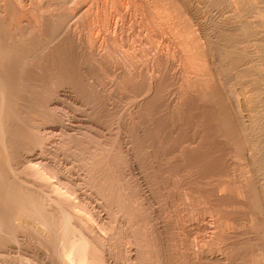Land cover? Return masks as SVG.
Segmentation results:
<instances>
[{
    "label": "bare ground",
    "instance_id": "6f19581e",
    "mask_svg": "<svg viewBox=\"0 0 264 264\" xmlns=\"http://www.w3.org/2000/svg\"><path fill=\"white\" fill-rule=\"evenodd\" d=\"M38 1H40V3L42 2L40 5L38 4L40 7H35L36 5H34L35 8L34 7H32V8H34L35 10H38L39 12H37V11L35 12L33 10V12L36 14L31 15V8H30L31 6H29V5L32 2V0H0V264H8V261L9 260L11 261L13 256L17 257L23 264H205V263H207V261L209 259H210L209 261H211V259L213 261L214 260L220 261L221 260V256H220L221 249L220 248L223 246L218 248L219 246L217 247L215 244L217 243V241H219L220 233H224L222 231H223V227H225V226H223V225L221 226V224H223L221 220H220L221 224H219L218 222H215L214 225H212L213 222L211 224H207L206 221H208V220H206V218H207V215L210 213L207 214L205 209L204 210L201 209L203 211H198V212H196V215H193L192 213H195V212L192 211L194 208H192L193 205L191 206V203L189 200V196L191 193H189L188 191H183L184 193L186 192L183 196L184 197L183 201H185L184 206H186L185 207L186 211H184V208H183L182 212L184 211L185 213L183 212L184 214L182 216L180 215V218L177 217V219L175 220L174 218L176 216L175 217L171 216V214H173L172 212H176V211L170 210L171 207L170 206L168 207V205H167V208L169 210V213L167 212V215H168L167 217L165 216V218H162L161 216L163 214L158 215L159 211L157 209H156L157 210L156 214L159 217H161V219H159L158 216L155 217L154 216L155 212H152V211H154L152 209H155V206H154L155 204L152 202L153 196L152 197L150 196L151 193L150 194L145 193L144 192L145 190L143 191V189H142L143 186L140 188V186L142 184L141 183L142 180L140 182L138 175L135 171V170H137L135 167L136 166L135 165V158H134L135 156H133V154H131L132 151L130 152V150L128 149V146H125V147L123 146V144L124 145L126 144L125 142L129 143L130 138L128 136H126V134H124L123 132L121 133V130L116 129L117 131H119L118 136L116 135V137H117L116 142H118L117 148L120 151V154L122 155V157L124 158V163L126 165L128 164L127 165L128 168L126 167L127 170H125L124 172L123 171L121 172L119 167H118V158H116L115 156L112 155L113 149L115 150V148L112 147L115 144L114 141H111L114 143V144L112 143L113 145H111V142H110L111 139H109L110 144L108 141H106L104 139H103L104 141L99 140L100 138L99 139L97 138V140H95L96 138L92 139L90 136H88L91 133L88 135H87V133H89V132L84 133L82 128H85V127H83L84 125L82 126L79 123L78 124L81 125L82 128L77 124L79 126V129H78L76 123L75 124L73 123L74 122L72 120L73 117L72 118L70 117L71 114H68L69 112L65 113V111H59V107H61L62 104L58 101H51L53 99V98H51V95L47 98L48 100L46 99L47 103L45 105H46L47 111L45 113L37 112L38 109L35 110L36 107L34 108V110H32V109L30 110L29 109L30 107H27L28 110L26 113L25 109L24 110H23V108L20 109V106H21L20 104H22V102L24 101V100L22 101L23 98L20 99L21 97L19 95H18L19 97H16V95L21 93V92H26V91H31V93H32V91L37 89L36 87L35 88H33L31 86L28 87L29 84L32 85L31 79H35V78L34 77L31 78V76H30V78H31L30 79L28 77L30 82H28V80H27V82H28V85H27V82L24 80V79H27L26 77L23 76L21 78V76H18V77L15 76L16 64H14L13 62L16 61L19 64L20 63L22 64L26 60H30V59H27V57L29 56V51L31 50V48H29V46H30V44L34 38L32 40H30L29 37L33 32H35V31L37 32V37L41 38L40 40L45 39V40H42L43 42L41 41V45H43V48H42V46H39V49L40 50L43 49V52H44L45 51L44 50V48H45L44 44L45 43H47V42L50 43V40H52V39H54V40H52L54 43L59 41V39L57 38L58 39L57 40L56 37L52 38L54 35L57 34L56 32L59 31L60 33H62V31H64V30H61L62 28H65V29L70 28V29H72V32L76 33V36H77V37L76 36H73V37L70 36V37L72 39H74V37H76L78 40H80L82 42L81 44H85L84 45L85 51H83L84 49H82L83 52L87 51V47L91 50L93 49L92 52L98 50L99 54H97V55L102 54V59H103V57H105V59L106 58L109 59V56L106 57L105 55H103V53L105 52L104 50H106V52H108V53H111V51H112L111 50L112 48L110 49L111 43H113L112 44L113 46H111V47H115L116 45H118V46H116V48L118 49V47H119L120 58L123 61V62L121 61L123 67L122 68L116 67V70H118V69L123 70L124 69V71H129L130 69L133 68L132 65L134 64V60L137 61V58H139L140 56L143 57L144 49L141 48L143 50V51L141 50V53L143 52L142 54L139 52L133 53V51H134L133 49H132L133 50L132 52L129 51V48H132L135 45L134 44L133 46L130 45V46H127L126 49L123 50V48H122V50H121L120 48L122 46L125 47L126 44L128 45L129 41H128V43L125 41L126 42L125 45L123 44L124 40L123 41L121 40V42L119 43L120 37L118 40V36L115 34L111 35L110 31L111 32L114 31V32H118V33H121L122 31L124 32V29L127 25V20H128L127 17L128 18L131 17V19L133 18L132 21H135V23H137L138 25L143 26L155 38H158L160 36L159 39L161 38L163 41L162 47L159 46L158 49H160L161 52L164 50V54L157 53L155 50L154 54H156L157 56L154 55L153 57L151 56L152 58L150 57L151 58L150 61H152V67L150 66L151 69L148 71V73L150 72L148 74V76L151 77V75H152L153 79L155 78L154 80H156L158 78L157 76L159 74H161L160 73V67L164 66L168 63V62L166 63V60H168V59H166L165 57H167V58L170 57L172 59L177 57V60H178L177 66L176 65H173V66L176 67V70L178 71L177 74L180 75L178 80L181 78L182 85L184 86L183 87L184 91H186L185 89H187V91H188V89L190 90L193 88V92L198 91V93H199V90H200V92H202L203 91L202 88L203 89L205 88V91H206L207 90L206 88L209 86V84H212L215 81H217V80L214 81V78H213V76L215 77V75H216V73H215L216 72V70H215L216 66L214 68L215 62L219 61V63H220V62H222L221 59H223L225 61L229 60L227 62L224 61L221 64L223 66H224V63H226V65L230 64L229 66L231 67L230 73L228 74L229 80L227 81L229 83V87H228V85H227V87L229 88V91L231 94L228 93L229 91H227L226 93L230 94L228 96H230L231 99L233 98V100H230V101L232 103L234 101L233 105H232V103H230L231 104L230 107L232 108L234 106V104H235V107H237V108L233 107L237 111V112L235 111V117H236V115L238 116L237 117L238 120H237V118H235V119H236V121L240 120L239 122L242 124V126H241V129L240 128L239 129L242 130V132L241 131L240 132L246 136V141H247V137H249L250 135H251L250 137L254 136V135H252V134H254L253 132L256 133V131H254V130H256L255 126H257V124H259V123L261 124V121H263V123H264V21L259 24V28H258L256 23H254V20H253L254 18H257V17H255L256 13L259 15H263V17H264V6H263L264 0L262 2L263 4H260L259 6L257 4H255V3H257V2H255L256 0H211L212 3H210V0H89V2L86 0L88 2L86 5L83 3V2H85L83 0H71L70 4L68 2V4H69L68 5V14H66L67 11L63 13L62 9H64L65 7L61 8V6H60L61 1H60V3H59V1H56L59 4V7L61 8V9L59 7H58L59 9L56 8V9H58L57 11H54V10H56L54 8L58 4H54L55 6H53V8H51L52 5L48 1L46 2L47 4L49 3L51 5L50 9H52V10L54 9L52 11L49 9V7L46 6L47 4L44 7L43 2L45 0H38ZM65 3H66V0H65ZM206 3H208L209 5L211 4L212 8H210V7L209 8L214 11L215 17L222 14V11H223L222 6H225L226 8H224V9L227 10V15H228V12L230 15L229 21H231L235 30H238V35L237 34L233 35L232 33H230V34L218 33L217 37H216L218 41H215L216 38H215V40L213 39L215 37V34H213L214 36H212L213 37L212 38L210 36L211 34H209L210 30L208 31L209 24H211L212 22L214 23L213 19L215 18V17L212 18V13H213L212 10H210L209 12H206L205 10H203L202 14H199V10H202L203 7H205L206 9L209 10V8H207L208 4L206 6L202 7V5L203 4L205 5ZM49 4H48V6H49ZM52 4H53V2H52ZM42 5L44 8L47 7L49 11L47 10L48 11L47 12L46 9H43ZM93 7H95L94 10H92ZM36 8H39V9H36ZM111 8L114 9V12L115 11L117 12L118 10L121 11V13H119V15H117V16H119V18H121V19H119L120 21H118V19L114 18L115 16L114 17L112 16V13L114 14V12L111 11ZM199 8H201V9H199ZM61 10H62V12H61ZM127 12H129L131 15ZM200 13H201V11H200ZM82 14L86 15V16H84L85 18L87 17L86 25H85L86 29H85V27H83L85 23L82 24L81 26L78 25V27H77V24L79 22H82L81 21L82 20L81 16H83ZM263 17H262V19H263ZM251 18H253V19H251ZM258 18H259V16H258ZM50 19L53 20V22H54V23L52 22L53 24L50 23L52 25L51 28L48 26V23L51 21ZM8 20H14L15 21V23L13 22L14 23L13 27L10 26V24H12V22H10L9 26H7V23H9ZM48 20H50V21H48ZM217 22H221V21L219 20ZM54 24H55V28L52 29ZM222 25L220 24V26H222ZM97 26H99L98 28L105 30V32L108 31V35L106 36L104 34V37H102L103 35L101 37H99L100 36V34H99V36L97 37L98 34L95 32V30H100L97 28ZM217 26H219V24H217ZM223 27H224V25L222 26V28ZM47 28L50 31L52 29V31L51 32L49 30L47 31ZM68 29H67V31L69 32ZM46 31L48 32V35L46 34L47 33ZM147 31H146V33H147ZM49 32H50V35L53 33V36L50 37ZM59 32H58V36L60 37ZM97 32H99V31H97ZM29 33H31V34L27 38H25V35H27ZM118 33H116V34H118ZM65 34H67V33H65ZM150 34H149L148 38H150ZM72 35H73V33H72ZM12 36H14L13 37L14 39L11 38ZM18 36H20V37H18ZM31 36H33V35H31ZM6 37L9 40L8 39L6 40ZM61 37H62V35H61ZM47 38H48V40L49 39L50 40L47 41ZM145 38H147V37H145ZM55 40H57V41L55 42ZM45 41H47V42H45ZM52 41H51L50 45L51 44L55 45ZM146 41H148V40H146ZM35 42L37 43V41H35ZM36 43H34V44H36ZM57 43H58V45H61V43L60 44H59V42H57ZM240 43H242L243 45H241ZM38 44H39V42H38ZM72 44H74V43L72 42ZM121 44H123V45H121ZM141 44H143V43H141ZM238 44H240L241 46H244V47H242L244 52H243V50L241 52V50L238 49L239 48ZM58 45H55V46H58ZM120 45H121V47H120ZM37 46L38 45H36V47H35L36 49H38ZM81 46H83V45H81ZM35 48L33 47V49H34L33 52H36ZM116 48H115V50H116ZM143 48H144V45H143ZM155 48L157 49V45L153 49H155ZM109 49L111 50L110 52H109ZM32 50L30 52H32ZM49 50H51L50 52L52 53L53 49L51 48ZM138 50L139 49H137V51ZM47 52L49 53V51H47ZM108 53H106V54H108ZM114 53H116V51ZM44 54H43V56H44ZM83 54H85V53H83ZM97 55L95 57H97ZM109 55L111 56V54H109ZM242 55H245L244 57H246V58H244V57L243 58L246 59V61H245L246 63L245 62H241V63L242 64L244 63V65L248 64V66L244 67L243 69H239L241 63L239 64V68L237 67V64H238V61L244 60L243 58H240ZM33 56H34V53H33ZM114 57H115V54H114ZM247 57H248V59H247ZM163 58H164L166 64L162 63ZM103 60H101V61L103 62ZM10 61H12V63ZM94 61H96V60H94ZM94 61H92V63H94ZM113 61L114 60H112V62ZM176 61H174V63ZM8 62H9V64H7ZM107 63H109V62H107ZM21 64H20V67L21 68H22V66L24 67V65H21ZM31 64H32V62H31ZM101 64L103 65L104 63H101ZM118 64H117V66H119ZM161 64H163V65H161ZM8 65H11V66L13 65L12 67H14V70L10 71L6 67ZM11 66H9V68ZM26 66H27V64H26ZM105 66H107V65H105ZM134 67H136V66H134ZM16 68H18V66ZM38 68H40V66ZM19 69H18V71H19ZM112 69H114V66ZM125 69H127V70H125ZM172 69H173V67H172ZM228 69H229V67H228ZM228 69L226 68L227 72H229ZM26 70H27V67L24 68V71H26ZM39 70H41V69H39ZM221 71L224 72V70H221ZM58 72H57V74H58ZM102 72H104V71H102ZM119 72H122V71H119ZM134 72H136V71H133V73ZM28 73H30V72H28ZM60 73H62V72H60ZM130 73H131V71L127 75H131ZM117 74H119V73H117ZM122 74H125V73H122ZM121 75H120V77H122ZM179 75H176V76H179ZM124 77L125 76L123 75V78ZM126 77H128V76H126ZM131 77L133 78L134 76H131ZM135 77H137V75ZM72 78L70 80L75 81V84H72V85H76V81H78L79 79L75 80L73 78V80H72ZM212 78H213V81H212ZM84 79H87V78H84ZM55 80L57 81V79H55ZM59 80H60V78H59ZM148 80H150V78ZM178 80H176V81H178ZM193 80H194V82H193ZM35 81H37V80H35ZM35 81L33 80L34 83H35ZM48 81L50 83L51 80L49 79ZM112 81H113V79H112ZM130 81H131V79H130ZM132 81H133V79H132ZM220 81H221V79H220ZM222 81H224V80H222ZM68 82H69V80H68ZM41 83H42V81H41ZM150 83H151V81H149L148 86H150ZM152 83H153V81H152ZM217 83H219V82H217ZM156 84H158V83H156ZM156 84H154V85H156ZM243 84L247 85L248 87L250 86L249 91L252 92V95H250V96L246 95V97L242 96V95H244L241 93V90H242L241 86ZM72 85L68 86L69 87L68 90H70L74 87L73 86L71 88ZM245 85H243V86H245ZM36 86L40 88L41 84L38 82L36 84ZM119 86H120V84H119ZM119 86H118V89H120ZM195 86L200 87L201 89L198 88V90H195L196 89ZM225 86H226V84H225ZM208 88H210V86ZM78 89L79 88H77V90ZM149 89H151V88H149ZM153 89H154V87H153ZM217 89H218V87H217ZM42 90L40 89L39 91L41 92ZM73 90H74V88H73ZM73 90H72V93H73ZM137 90H138V88H137ZM208 90H211V88ZM244 90H246V89H244ZM61 91H63V90H61ZM219 91H221V90H219ZM68 92H70V91H68ZM148 92H150V91H148ZM245 92H248V91H245ZM34 93H35V91H34ZM34 93H32V94H34ZM90 94H91V92H90ZM145 94H146V92H145ZM139 95H141V93ZM189 95H190V93H189ZM203 95H204V93L202 94V96ZM215 95H216V93H215ZM80 96H82V94ZM190 96H192V95H190ZM219 96H221V95H219ZM150 97H152V96H150ZM195 97H200V96H195ZM27 98H28V95H27ZM100 98H102V97H100ZM204 98H205V96H204ZM206 98H208V97L206 96ZM29 100L33 101V100L28 98V101ZM46 100L43 99L42 101L46 102ZM30 101L26 102L27 103L26 106H28V103L29 104L32 103ZM88 101H90V100H88ZM107 101H108V99H107ZM145 101H147V99ZM193 101H194V99H193ZM35 102H33V103H35ZM39 102H38V104H39ZM89 104H88V106H89ZM83 105H84V103H83ZM97 107H99V106H97ZM216 107H218V105ZM155 108L156 107H154V109ZM123 110H124V108H123ZM129 111L130 110L128 108V110H126V112L130 113ZM126 112H125V114H127ZM133 112H137V114H138V111L133 110ZM223 112H225V111H223ZM230 112H232V111L230 110ZM88 113H90V112H88ZM188 113H190V112H188ZM233 113H234V111H233ZM133 114H135V113H132V115ZM142 115H141V117H142ZM118 116H119V114H118ZM118 116H117V119L120 118V117L118 118ZM130 116H131V114H130ZM222 116H223V114H222ZM75 118H77V117H75ZM75 121H76V119H75ZM135 121H137V120H135ZM132 123H133V121L131 122V124ZM227 123H228V121H227ZM232 123H234V122H232ZM263 123H262L261 127H264ZM117 124H120L119 126H122L121 123H119V120H117ZM184 124H185V121H184ZM134 125H133V127H137V128L141 127V125L139 126V124H137L138 126H136V125L134 126ZM237 125H240V124H237ZM119 126H116V127L118 128ZM130 126L132 127V125H130ZM258 127H260V126H258ZM261 127H260V129H257V132H259L258 130L262 131ZM120 128H118V129H120ZM137 128H135V133H134V131H133V133L138 135V133H136ZM151 128H153V127H151ZM233 128H235V127H233ZM86 129H88V128H86ZM138 129L141 131L142 127H141V129L140 128H138ZM226 131H227V129H226ZM231 132H229V133H231ZM240 132H237V133H240ZM139 133L142 134L143 131L139 132ZM234 134H235V132H234ZM142 135H144V133ZM130 136H132V135H130ZM179 136H181V135H179ZM201 136H200V138H201ZM204 136H203V138H204ZM238 136L241 138L242 135L238 134ZM259 136L264 137V135H262V134ZM97 137H99V136H97ZM141 137H144V136H141ZM261 137H258V138H260L259 141L260 140L264 141V138L261 139ZM105 138H106V136H105ZM135 138L137 139L139 137L135 136ZM198 138H199V136H198ZM253 138L254 137H252V139ZM255 138H254L255 142H253L254 140L252 142L256 144L258 142V140H257L258 138L257 139H255ZM101 139H102V137H101ZM113 139L115 140V136ZM133 139H134V135H133ZM153 139H154V137H153ZM241 139H243V138H241ZM248 139H250V142H251V138H248ZM140 140L145 141L143 138H140ZM256 140H257V142H256ZM135 141L136 140L134 139L133 142H135ZM261 141L258 144H261ZM138 142L140 143L142 141H138ZM247 142H249V140ZM131 143H129V144H131ZM255 144H254V146H257ZM262 144H264V142ZM254 146L250 144L249 148H247V149H249L248 151L251 152V153L249 152V155H247L248 157L253 152H255V154H256V152L258 150L257 147H259L260 145L257 147H254ZM118 150H117V152H118ZM117 152L115 153L116 156L120 155L119 153L117 155ZM152 152H153V150H152ZM35 153L37 154V156H34ZM253 156L251 155L249 159L252 162H254V160L256 159L255 162L257 163L258 159L255 158L256 156L255 157H253ZM118 157H121V156H118ZM181 158H182V156H181ZM121 161H123V160H121ZM258 164L260 166V162H258ZM258 164H255V165H258ZM262 164H264V161L261 163V165ZM143 165H144V163H143ZM259 166L257 167L258 170L259 171L263 170L262 167L264 165L262 167L261 166L259 167ZM123 168L125 169V167H123ZM248 168L250 169L249 171L252 172V175L248 176V174H247V177H246L247 179H249L248 177H251V176H252V178H254V176H255V178H258V176H259V179H260L261 175H257V174H259V172H258L256 166H253V164H252ZM259 168H261V169H259ZM144 170H145V168H144ZM240 171H241V169H240ZM247 171H248V169H247ZM171 172H173V171H171ZM240 173H243V172H240ZM261 173L264 174L263 171L260 172V174ZM153 174H154V172H153ZM256 175H257V177H256ZM146 176H148V175H146ZM262 177L264 178V175ZM252 178H250V179H252ZM242 179H243V176H242ZM153 180H155V179H153ZM165 180H166V178H165ZM243 180H242V182L245 181V180L244 181ZM200 181H202L201 178H200ZM258 181H259V183L261 182L260 187H262V190H263L262 193H264V180L262 179V180H258ZM258 181H257V183H258ZM199 183H201V182H199ZM204 183L202 182L203 185H204ZM226 183H227V181H226ZM239 183H241V182H239ZM245 183H247V181ZM152 184H154V183H152ZM255 184H256V182H255ZM260 184H256V187H257V185L259 187ZM225 185L222 184L221 186L219 185L220 187L219 186L218 187L219 188L222 187L221 189H224L223 187H225ZM247 185H248V183H247ZM146 186H149V185H146ZM251 186H253V185H251ZM133 187H134V189H133ZM150 187H151V185H150ZM170 187H171V185H170ZM228 187H229V185H228ZM254 187H255V185H254ZM202 188H203V186H202ZM219 188H216V190L218 189L217 190L218 192H219V190H221ZM249 188H251V187H249ZM150 189H152V187ZM187 190H189V189H187ZM209 190L210 189H208V191ZM214 190L215 189L211 188L210 192L212 194L213 193L218 194V192H215L216 190L215 191ZM225 190H226V187H225ZM250 190H252V188ZM151 191H153V190H151ZM156 191H157V189H156ZM161 191H162V188H161ZM166 191H167V189H166ZM236 191L239 192L240 190L239 191L236 190ZM236 191H235V193H236ZM243 191H244V189H243ZM259 191H261V188ZM205 192L202 191V194L208 193V192H206V193ZM166 193L169 194L168 191ZM219 193L220 194H218V195L221 196L220 197V199H221L223 197L221 194H224L225 192L222 191V193L221 192H219ZM239 193H241V192H239ZM157 195L159 196V194H157ZM199 196L201 197L202 195H199ZM205 196H207V195H205ZM214 196H216V195H214ZM167 197H168V195H167ZM163 198H165V197H163ZM254 198L258 199L257 197H254ZM158 200H160V199H158ZM158 200H157V202L159 203ZM261 200L262 199H259V201H261ZM169 201H167V202H169ZM173 201L174 200H172V202ZM226 201H228V200H226ZM259 201H258V204H259ZM164 202H161V203L163 204ZM172 202H171V204H172ZM256 202L257 201H255V203ZM222 203H225V202H222ZM262 203H261V205H262ZM168 204H170V203H168ZM193 204H195V203L193 202ZM197 205H199V204L197 203ZM218 205H219V203H218ZM221 205L222 204L220 203V206ZM164 206H162L161 208H164ZM220 206H219V208H220ZM258 206H260V204ZM168 210H166V211H168ZM198 210H200V208H198ZM163 211H164V209H163ZM259 212H262V211H259ZM253 213H255V212H253ZM191 214H192V216H191ZM216 216H218V215L216 214ZM218 217H221V216H218ZM210 218H212V217H210ZM232 220H234V219H232ZM217 221H219V219ZM256 224H257V222H256ZM210 227H213L214 230L212 231L210 229ZM193 228H195L194 229L195 232L193 233L195 235L192 236V237H194L192 239V237H191L192 232L191 231H193L192 230ZM257 228H258V225H257ZM259 228H260V226H259ZM208 229L211 230V233H207L208 231H210ZM230 234H233V233H230ZM237 234H239V233H237ZM165 237L166 238L168 237V239H166ZM220 239H221V237H220ZM165 240L166 241L168 240L167 243ZM260 243H262V242H260ZM217 245H218V243H217ZM257 247H258V245H257ZM225 250H227V249H225ZM255 252H257V251H255ZM259 255L261 256L262 254H259ZM262 256H261V258H262ZM252 257H253V255H252ZM255 260H256V258H255ZM255 260H254V262H255ZM214 262H212V263H214Z\"/></svg>",
    "mask_w": 264,
    "mask_h": 264
},
{
    "label": "rangeland",
    "instance_id": "374dc122",
    "mask_svg": "<svg viewBox=\"0 0 264 264\" xmlns=\"http://www.w3.org/2000/svg\"><path fill=\"white\" fill-rule=\"evenodd\" d=\"M49 2L53 8V6H55L54 4H58L56 1H61L60 3V6L61 8H64L62 9L63 10V13L66 12V14H68V5L70 4L71 0H66V3H65V0H45L43 2V5L45 7V5L47 4L46 2ZM53 4H52V2ZM85 2H83L85 5L89 2V0H83ZM261 0H256L255 4H257L258 6L260 4H263V0L260 2ZM64 2V3H63ZM69 2V4H68ZM260 2V3H259ZM32 3V4H31ZM30 3L29 6H31V15L32 14H36L33 12V10L36 12H39L38 10H35L34 8L35 7H40L39 5L42 3H40V1L38 0H32V2ZM34 3V4H33ZM48 3V4H49ZM210 3H212V1L210 0ZM259 3V4H258ZM39 4V5H38ZM48 4L46 5L47 7H49L50 9V4L48 6ZM208 3H206L205 5L203 4V6H206ZM34 5H36L34 7ZM42 5V7H43ZM256 5V6H257ZM264 6V4H263ZM34 7V8H32ZM43 9H46V11L48 10V8H44ZM59 7V4L56 5V8ZM212 8L211 4L207 5V8ZM29 8V9H30ZM60 8V7H59ZM58 8V9H59ZM60 8V9H61ZM205 7L202 8V10H199V14H202V11L205 10L206 12H209L208 9H204ZM226 8L225 6H222V14L219 15V16H216L214 15V11L212 10V18L215 17L213 20H214V23L212 22L211 24H209V27H208V31H209V34H211L210 36H214L213 34H215V37L213 38L215 40V38L217 37V34L218 33H226V34H230L232 33L233 35L237 34L238 35V30H235V28L233 27V24L231 23L230 20V15H229V12H228V15H227V10L224 9ZM36 9H39V8H36ZM53 9V10H54ZM58 9L54 10V11H57ZM95 7H93L92 10H94ZM201 9V8H199ZM52 10V9H50ZM52 10V11H53ZM61 10V12H62ZM208 10V11H207ZM49 11V10H48ZM47 11V12H48ZM111 11L114 12V9L111 8ZM201 11V13H200ZM51 12V11H50ZM118 12V13H117ZM115 11L114 14L112 13V16L116 19H118V21H120L119 19V13H121V11ZM129 13V12H127ZM262 13V12H261ZM116 14V15H115ZM130 14V13H129ZM83 15V14H82ZM128 15V14H127ZM131 15V14H130ZM84 16L86 15H83L81 16L82 18V22H77V27L78 25L81 26L82 24H84L83 27H85L86 29V20H87V17L85 18ZM259 16V18H258ZM118 17V18H117ZM255 17L257 18H251L254 20V23H256L257 27L259 28V24L262 23L264 21V17L263 15H259L256 13ZM263 17V19H262ZM128 19V20H127ZM127 25L124 29V32L122 31L121 33H118V32H114V31H110V34L112 35H117L118 36V40H119V37H120V40H119V43L121 42V40L123 41L124 40V45L126 44V42L128 43V45L126 44L125 47H121V44L120 45V49L123 50L127 48V46H133L134 44V48H129V51H133V53H141V50L144 49V55L143 57H139L137 58V61L134 60V64L132 65L133 66V70L132 69H128L129 71H124L121 70V69H118L119 71H122V72H119L118 70H116V67L118 68H122V60L120 58V52H119V47L118 49L116 48V45L115 47H111L113 46L111 43L110 44V50L109 49V52L111 51V53H108L106 52V50H104L103 52V55H105L106 57L109 56V59L105 57H103L102 59V54L101 55H97L99 54L98 53V50L96 51H93L91 49H89L87 46V51L86 52H83L85 51V44H81L82 42L80 40H78L76 37V33L72 32V29H68V28H62L61 30H64L62 31V33H60L59 31V35L60 37L58 36V32H56L57 36L54 35L53 36V33L50 35V32L52 31V29L55 28V24L53 26V28L51 29V31L47 28V31L49 30V36H53L52 38L56 37V39L58 38L59 41L55 40V42H59V44L61 43V45H58V43H54L52 40H50V43L51 41L55 44V45H58V46H55L53 44L50 45L48 38H47V43L44 44L45 48L43 52V45H41V41L42 40H45V39H42L40 40L41 38L37 37V32H33L32 34L29 33L27 35H25V38H27L30 34L33 35L31 36L30 35V40H32L29 48H31V50L33 49V47L35 48L36 45L38 49L35 48L36 52H33L34 49L32 50V52L29 51V56L27 57V59H30V60H26L25 62H23L21 65H24V67L22 66V68L20 67V64L18 62H13L14 64H16V67L18 66V68L15 67L16 71H15V76H21V78L24 76L26 77L27 79H24L26 82L29 79L28 77L30 78H35V79H31V84L32 85H28V82H27V85L28 87L31 86L33 88H37L35 89V93L34 91H32V94L31 91H26V92H21L19 94L16 95V97H21L20 99H22V104H20V109L23 108V110L25 109V112L27 113V107H30L29 109L31 110H34V108L36 107L35 110H37V112L39 113H45L47 111L46 109V103H47V98L51 95V98H53L51 101H58L60 102L62 105L61 107H59V111H65V113L69 112L68 114H71L70 117L72 118V121L74 124L76 123V125L79 123L81 124L83 127L85 128H82L81 125H79L82 130L85 132H89L87 133L90 134L88 136H90L92 139L96 138L95 140H97V138L99 140H106L109 142V139L110 142L111 141H114L111 142V145L114 144V147L115 150L113 149V152H112V155L115 156L116 158H118V167L120 169V171L124 172L125 170H127V165L124 163V158L122 157V155L120 154V151L118 150V145L116 142L117 141V137L116 135L118 136V132L117 130H121V133L123 132L124 134H126V136H128L130 138V141L129 144L128 142H125L126 144L123 146H128V149L130 150L131 154H133V156H135V167L137 170L136 173L138 175V178L141 182L142 180V184L140 186V188L142 187L143 191L147 194H150V196L152 198V202L155 204H153L155 206V209H152L154 211L152 212H155L154 213V216L157 217L158 215H161L163 214L161 217L162 218H165V216L167 217V212L169 213V210L167 208V205L168 207L170 206L172 211H176V212H172L173 214H171V216H176L174 219L176 220L177 217L180 218V215L182 216L186 211L185 207L184 206V203L185 201H183L184 199V193L183 191H188L190 194L189 196V200H190V203H191V206L192 208H194L192 211L195 212V213H192L193 215H196V212L198 211H203L205 209V211L210 214L207 215V218L206 221L207 224H211L212 222V225L215 224V222H218L219 224H221L220 222L222 221L223 224H221V226H225L223 227V231L224 233H220V237H219V241H217V243L215 244L218 248L221 249L220 251V256H221V260L220 261H217V260H212L211 261H207V263L205 264H264V193L263 190H262V187L261 186V182L259 183L258 180H264V178L262 177L264 174H260V172L263 171L264 173V164L261 165V163L264 161V144H262L264 141L260 140L261 141V144H258L260 141L258 137H261L259 135H264V127H261L262 126V123L263 121H261V124H257V126H255V129L253 132L254 136L252 137H256L255 139L256 140V144L253 143L255 142L254 138L252 139V137H247V141L249 140V142L246 141V136L241 133L242 130L241 129V126L242 124L239 122V121H236L235 118H237L238 116L236 115L235 117V111L237 107H235V104L233 107L235 108H231V104L232 103L230 100H233V98L231 99L230 95V91H229V83L227 82L229 80V73H230V64L226 65V63H224V66L221 65L225 60L221 59L222 62L219 63V61L215 62L214 64V68L216 70V75L215 77L213 76L214 78V83L212 84H209L211 90H208L210 88H206L207 90L205 91V88L203 89L202 88V92H200L199 90V93L198 91H194L193 92V88L192 89H185L186 91H184L183 89V85H182V82H181V78L178 80V78L180 77L178 73V71L176 70V67H174L173 65H176L177 66V57H175L174 59L172 58H167L165 57L166 59V63H165V60L163 58L162 60V63H165L166 65L164 66H161L160 67V73L157 77L156 80L153 79V76L151 75L148 76V71L151 69L152 67V61H150V59L155 55L157 56L156 54H154V51L156 50L157 53H162L164 54V50L161 52L159 48L162 47V39L159 37L158 38H155L153 35L150 34L149 31H147L143 26L141 25H138L137 23H135V21H132L133 18L131 19V17H127ZM259 19V20H258ZM51 20V19H50ZM48 20V21H50ZM221 21V22H217V21ZM258 20V21H257ZM80 21V20H79ZM256 21V22H255ZM260 21V22H259ZM9 23H7V26H9L10 22H12V24H10V26L13 27L15 21L14 20H8ZM14 22V23H13ZM53 20H51L49 23H48V26L51 28V24ZM230 22V23H229ZM51 23V24H50ZM81 23V24H80ZM133 23V24H132ZM216 23V24H215ZM217 24H219V26H217ZM220 24L224 25V27L222 28V26H220ZM230 24V25H229ZM11 27V28H12ZM99 26H97L98 28ZM221 27V28H220ZM215 28V29H214ZM67 29L69 30V32L67 31ZM100 29V28H98ZM139 30V31H138ZM147 33H146V31ZM228 30V31H227ZM46 31V32H47ZM67 31V32H66ZM85 31V30H84ZM99 31V32H97ZM71 32V33H70ZM95 32L98 34L97 37H104V34L107 36L108 35V31L105 32V30H95ZM134 32V33H133ZM67 33V34H65ZM73 33V35H72ZM118 33V34H116ZM137 33V34H136ZM48 35V32L46 33ZM135 36H134V35ZM149 34H150V38L149 37ZM62 35V37H61ZM125 35V36H124ZM146 35V36H145ZM69 36V37H68ZM73 36H76L74 37V39H72L71 37ZM152 36V37H151ZM14 36H12L11 38H13ZM20 37V36H18ZM32 37V38H31ZM38 39H37V38ZM48 37V36H47ZM49 37V38H50ZM111 37V36H110ZM133 37V38H132ZM147 37V38H145ZM67 38V39H66ZM76 38V39H75ZM128 38V39H127ZM132 38V39H131ZM139 38V39H138ZM152 38V39H151ZM8 38L6 37V40ZM65 39V40H64ZM158 39V40H157ZM212 39V40H213ZM9 40V39H8ZM29 40V39H28ZM78 40V41H77ZM148 40V41H145ZM160 40V41H159ZM213 40V41H214ZM37 41V43L35 42ZM61 41V42H60ZM74 44H72V42ZM126 41V42H125ZM135 41V42H134ZM151 41V42H150ZM215 41H218L217 38ZM214 41V42H215ZM39 42V44H38ZM43 42V41H42ZM71 42V43H70ZM149 42V43H148ZM36 43V44H34ZM118 43V44H119ZM143 43V44H141ZM152 43V44H151ZM217 43V42H216ZM79 44V45H78ZM241 45H243L242 43H240ZM240 44H238V49L243 50L242 47L244 46H241ZM77 45V46H76ZM83 45V46H81ZM139 45V46H138ZM141 45V46H140ZM143 45H144V48H143ZM157 45V49H153L154 47H156ZM39 46H42V50L39 49ZM74 46V47H73ZM79 47V48H78ZM84 47V48H83ZM146 47V48H145ZM53 49L52 50V53L50 52L51 50L49 49ZM77 48V49H76ZM114 48V49H113ZM116 48V50H115ZM142 48V49H141ZM58 49V50H57ZM82 49H84L82 51ZM133 49V50H132ZM137 49H139L137 51ZM153 49V50H152ZM66 50V51H65ZM116 53H114L115 51ZM158 50V51H157ZM239 50V51H240ZM49 51V53L47 52ZM82 51V52H81ZM108 51V50H107ZM170 51V50H169ZM142 52V53H143ZM155 52V53H156ZM240 52V53H241ZM244 52V50H243ZM33 53H34V56H33ZM47 55H45V54ZM82 53V54H81ZM85 53V54H83ZM93 53V54H92ZM108 53V54H106ZM141 53V54H142ZM166 53V52H165ZM42 56H41V55ZM44 54V56H43ZM70 54V55H69ZM75 54V55H74ZM111 54V56L109 55ZM114 54H115V57H114ZM36 55V56H35ZM50 55V56H49ZM78 55V56H77ZM97 55V57H95ZM113 55V56H112ZM39 56V57H38ZM56 56V57H55ZM152 56V57H151ZM245 55H242L240 58H243ZM48 57V58H47ZM51 57V58H50ZM58 57V58H57ZM114 59H113V58ZM151 57V58H150ZM50 58V59H49ZM101 58V59H100ZM246 58V57H244ZM243 58V59H244ZM47 59V60H46ZM54 59V60H53ZM170 59V60H169ZM248 59V57H247ZM34 62H33V61ZM96 60V61H94ZM100 60V61H99ZM103 60V62L101 61ZM109 60V61H108ZM111 60V61H110ZM112 60H114L112 62ZM177 60V61H176ZM218 60V59H217ZM241 60V59H240ZM46 61V62H45ZM66 61V62H65ZM68 61V62H67ZM92 61H94V63H92ZM109 63H107V62ZM122 61V62H121ZM137 63H136V62ZM174 61H176L174 63ZM229 60H226L225 62H227ZM246 59L244 60H241V61H238V64H237V67L239 68V64L241 62H245ZM12 63V61H10ZM32 62V64H31ZM98 62V63H97ZM106 62V63H105ZM116 62V63H115ZM151 62V63H150ZM75 63V64H74ZM101 63H104L103 65ZM115 63V64H114ZM119 63V64H118ZM170 63V64H169ZM174 63V64H173ZM217 63V64H216ZM246 63V62H245ZM9 64V62L7 63ZM13 64V65H14ZM27 64V66H26ZM42 64V65H41ZM77 64V65H76ZM117 64L119 66H117ZM132 64V63H131ZM130 64V65H131ZM137 64V65H136ZM12 65V66H13ZM49 65V66H48ZM107 65V66H105ZM163 65V64H161ZM168 65V66H167ZM233 65V64H232ZM9 66L11 65H8L6 66L10 71H13L14 70V67H10ZM15 66V65H14ZM40 66V68H38ZM93 66V67H92ZM109 66V67H108ZM114 66V69H112ZM136 66V67H134ZM151 66V67H150ZM227 66V67H226ZM242 66V67H241ZM248 64L244 65V63L240 64V68L239 69H243L244 67H247ZM27 67V70L24 71V68ZM35 67V68H34ZM78 67V68H77ZM112 67V68H111ZM131 67V66H130ZM173 67V69H172ZM229 67V69H228ZM20 68V69H19ZM34 68V69H33ZM52 68V69H51ZM140 68V69H139ZM175 68V69H174ZM226 68L229 70V72H227ZM19 69V71H18ZM37 69V70H36ZM41 69V70H39ZM94 69V70H93ZM97 69V70H96ZM107 69V70H106ZM135 69V70H134ZM29 70V71H28ZM115 70V71H114ZM127 70V69H125ZM170 70V71H169ZM172 70V71H171ZM221 70H224L221 71ZM226 70V71H225ZM37 71V72H36ZM59 71V72H58ZM82 71V72H81ZM104 71V72H102ZM109 71V72H108ZM113 71V72H112ZM118 71V72H117ZM131 71V75H127L129 72ZM133 71H136L133 73ZM176 71V72H175ZM23 72V73H22ZM30 72V73H28ZM58 72V74H57ZM62 72V73H60ZM79 72V73H78ZM127 72V73H126ZM140 72V73H139ZM21 73V74H20ZM38 73V74H37ZM101 73V74H100ZM119 73V74H117ZM122 73H125V74H121ZM214 73V74H215ZM227 73V74H226ZM66 74V75H65ZM133 74V75H132ZM173 74V75H172ZM179 75V76H176V75ZM26 75V76H25ZM73 75V76H72ZM76 75V76H75ZM114 75V76H113ZM120 75L122 77H120ZM123 75L126 77L123 78ZM137 75V77H135ZM49 76V77H48ZM75 76V77H74ZM78 76V77H77ZM131 76H134L133 78ZM139 76V77H138ZM141 76V77H140ZM161 76V77H160ZM172 76V77H171ZM56 77V78H55ZM62 77V78H61ZM65 77V78H64ZM74 78L75 80H78L76 81V85H72V84H75V81H71L70 79L71 78ZM131 77V78H130ZM143 77V78H142ZM150 80H148L149 78ZM217 77V78H216ZM228 77V78H227ZM60 78V80H59ZM72 78V80H73ZM84 78H87V79H84ZM123 78V79H122ZM131 81H130V79ZM152 78V79H151ZM213 78H212V81H213ZM51 80L50 83L48 80ZM57 79V81L55 80ZM67 79V80H66ZM98 79V80H97ZM113 79V81H112ZM117 79V80H116ZM125 79V80H124ZM133 79V81H132ZM145 79V80H144ZM171 79V80H170ZM221 79V81H220ZM33 80H37L40 84H41V87H37L36 84L38 83L37 81H35V83L33 82ZM42 83H41V81ZM69 80V82H68ZM83 80V81H82ZM122 80V81H121ZM158 80V81H157ZM178 80V81H176ZM224 80V81H222ZM64 81V82H63ZM71 81V82H70ZM91 81V82H90ZM124 81V82H123ZM130 81V82H129ZM139 81V82H138ZM149 81H151L150 83V86H148L149 84ZM153 81V83H152ZM155 81V82H154ZM34 84H33V83ZM37 82V83H36ZM44 82V83H43ZM63 82V83H62ZM67 82V83H66ZM137 84H136V83ZM194 82V80H193ZM219 82V83H217ZM222 82V83H221ZM227 82V83H226ZM65 83V84H64ZM103 83V84H102ZM132 83V84H131ZM158 83V84H156ZM226 86H225V84ZM85 84V85H84ZM102 84V85H101ZM105 84V85H104ZM108 86H107V85ZM120 84V86H119ZM122 84V85H121ZM131 84V85H130ZM156 84V85H154ZM215 84V85H214ZM218 84V85H217ZM34 85V86H33ZM71 86V88L73 87L72 89L68 90L69 87L68 86ZM98 85V86H97ZM153 85V86H152ZM196 85V84H195ZM213 85V86H212ZM221 85V86H220ZM228 85V87H227ZM245 85V84H243ZM241 86V93L244 94L242 96L246 97L247 96H250L252 95V92L249 91L250 89V86L248 87L247 85L245 86ZM47 86V87H46ZM118 86L120 89H118ZM132 86V87H131ZM137 86V87H136ZM143 86V87H142ZM197 86V85H196ZM195 86V90H198V88L200 87H196ZM55 87V88H54ZM58 87V88H57ZM141 87V88H140ZM154 87V89H153ZM214 89H213V88ZM218 87V89H217ZM225 87V88H224ZM44 88V89H43ZM66 88V89H65ZM77 88H79L77 90ZM105 88V89H104ZM108 88V89H107ZM116 88V89H115ZM138 88V90H137ZM148 88V89H147ZM151 88V89H149ZM248 88V89H247ZM42 90L41 92L39 90ZM201 89V88H200ZM246 89V90H244ZM63 90V91H61ZM67 90V91H66ZM72 90H73V93H72ZM94 90V91H93ZM109 92H108V91ZM150 92H148V91ZM182 90V91H181ZM192 90V91H191ZM221 90V91H219ZM38 93H37V92ZM70 91V92H68ZM93 91V92H92ZM121 91V92H120ZM138 91V92H137ZM191 91V92H190ZM209 91V92H208ZM229 91L228 93L230 94H227L226 92ZM245 91H248V92H245ZM28 92V93H27ZM31 94H30V93ZM63 92V93H62ZM91 92V94H90ZM137 92V93H136ZM146 92V94H145ZM158 92V93H157ZM208 92V93H207ZM214 92V93H213ZM245 92V93H244ZM65 93V94H64ZM68 93V94H67ZM86 93V94H85ZM113 93V94H112ZM141 93V95H139ZM154 93V94H153ZM184 93V94H183ZM186 93V94H185ZM192 95L190 96L189 95ZM196 93V94H195ZM204 93V95L202 96V94ZM216 93V95H215ZM25 94V95H24ZM31 96H30V95ZM67 94V95H66ZM82 94V96H80ZM118 94V95H117ZM144 96H143V95ZM200 94V95H199ZM19 95V96H18ZM23 95V96H22ZM27 95H28V98L33 100V101H30L32 103H28V106L26 102H29L28 101V98H27ZM53 95V96H52ZM108 95V96H107ZM123 97H122V96ZM183 95V96H182ZM189 95V96H188ZM194 95V96H193ZM221 95V96H219ZM141 96V97H140ZM152 96V97H150ZM188 96V97H187ZM195 96H200V97H195ZM205 96V98H204ZM206 96L208 98H206ZM35 99H34V98ZM87 97V98H86ZM102 97V98H100ZM120 99H119V98ZM184 97V98H183ZM223 97V98H222ZM230 97V98H229ZM25 98V99H24ZM27 98V99H26ZM46 100V102L42 101L43 99ZM66 100H65V99ZM86 98V99H85ZM115 98V99H114ZM189 98V99H188ZM214 98V99H213ZM225 98V99H224ZM37 99V100H36ZM41 99V100H40ZM50 99V98H49ZM93 101H92V100ZM108 99V101H107ZM147 99V101H145ZM160 99V100H159ZM181 99V100H180ZM194 99V101H193ZM201 99V100H200ZM71 100V101H70ZM90 100V101H88ZM118 100V101H117ZM180 100V101H179ZM192 100V101H191ZM226 100V101H225ZM36 101V102H35ZM40 101V102H39ZM73 101V102H72ZM156 103H155V102ZM182 101V102H181ZM185 101V102H184ZM219 101V102H218ZM25 102V103H24ZM35 102V103H33ZM39 102V104H38ZM111 102V103H110ZM119 102V103H118ZM148 102V103H147ZM188 102V103H187ZM221 102V103H220ZM25 105H24V104ZM84 103V105H83ZM90 103V104H89ZM95 103V104H94ZM100 103V104H99ZM146 103V104H145ZM178 103V104H177ZM202 103V104H201ZM226 103V104H225ZM234 103V101H233ZM232 103V105H233ZM89 104V106H88ZM118 104V105H117ZM148 104V105H147ZM207 104V105H206ZM23 105V106H22ZM31 105V106H30ZM44 105V106H43ZM105 105V106H104ZM147 105V106H146ZM177 105V106H176ZM203 105V106H202ZM218 105V107H216ZM26 106V107H25ZM99 106V107H97ZM124 110H123V108ZM149 106V107H148ZM151 106V107H150ZM158 106V107H157ZM175 106V107H174ZM228 106V107H227ZM43 107V108H42ZM104 107V108H103ZM154 107H156L154 109ZM190 107V108H189ZM45 108V109H44ZM98 108V109H97ZM100 108V109H99ZM129 108V112L130 113H127L126 110H128ZM148 108V109H147ZM162 110H161V109ZM40 109V110H39ZM64 109V110H63ZM73 109V110H72ZM113 109V110H112ZM122 109V110H121ZM136 109V110H135ZM144 109V110H143ZM158 109V110H157ZM178 109V110H177ZM70 110V111H69ZM122 112H121V111ZM132 110V111H131ZM134 111H138V114L137 112H133ZM146 110V111H145ZM149 110V111H148ZM230 110L232 112H230ZM238 110V109H237ZM72 111V112H71ZM76 111V112H75ZM115 111V112H114ZM117 111V112H116ZM183 111V112H182ZM187 111V112H186ZM221 111V112H220ZM225 111V112H223ZM234 111V113H233ZM29 112V111H28ZM86 112V113H85ZM90 112V113H88ZM102 112V113H101ZM107 112V113H106ZM120 112V113H119ZM125 112L127 114H125ZM135 113L132 115V113ZM148 112V113H147ZM160 112V113H159ZM166 112V113H165ZM190 112V113H188ZM223 112V113H222ZM237 112V111H236ZM73 113V114H72ZM77 113V114H76ZM125 115H124V114ZM144 113V114H143ZM229 113V114H228ZM231 113V114H230ZM81 114V115H80ZM119 119H117V116ZM129 114V115H128ZM131 114V116H130ZM143 114V115H142ZM185 114V115H184ZM187 114V115H186ZM216 114V115H215ZM221 114V115H220ZM223 114V116H222ZM226 114V115H225ZM237 114V113H236ZM73 115V116H72ZM83 115V116H82ZM92 115V116H91ZM142 115V117H141ZM225 115V116H224ZM87 116V117H86ZM122 116V117H121ZM124 116V117H123ZM168 116V117H167ZM218 116V117H217ZM75 117H79L78 119L75 118ZM100 117V118H99ZM141 117V118H140ZM146 119H145V118ZM222 117V118H221ZM231 117V118H230ZM89 118V119H88ZM122 118V119H121ZM76 119V121H75ZM179 119V120H178ZM227 119V120H226ZM230 119V120H229ZM81 122H80V121ZM117 120H119V123H121L122 126H119L120 124H117ZM121 120V121H120ZM137 120V121H135ZM238 120V118H237ZM78 121V122H77ZM92 121V122H91ZM133 121V123L131 124V122ZM143 121V122H142ZM147 121V122H146ZM184 121H185V124H184ZM228 121V123H227ZM230 121V122H229ZM91 122V123H90ZM109 122V123H108ZM226 122V123H225ZM234 122V123H232ZM83 123V124H82ZM136 123V124H135ZM152 123V124H151ZM178 123V124H177ZM108 124V125H107ZM117 124V125H116ZM136 125L138 126L137 124H139V126L141 125V127H138L141 129V131L137 128V127H133V125ZM203 124V125H202ZM229 124V125H228ZM232 126H231V125ZM237 124H240V125H237ZM77 125L78 129H79V126ZM105 125V126H104ZM132 125V127L130 126ZM134 125V126H135ZM169 125V126H168ZM172 125V126H171ZM235 125V126H234ZM264 125V123H263ZM88 126V127H87ZM116 126H119L118 129ZM125 126V127H124ZM127 126V127H126ZM167 126V127H166ZM187 126V127H186ZM260 126L262 131L258 130L259 132H257V129H260ZM112 129H111V128ZM131 127V128H130ZM153 127V128H151ZM155 127V128H154ZM163 127V128H162ZM170 127V128H169ZM232 127V128H231ZM235 127V128H233ZM238 127V128H237ZM80 128V129H81ZM88 128V129H86ZM129 130H128V129ZM135 128H137V130L139 132H142L144 133V135H142L141 133H139L137 130H136V133L137 134H134L135 133ZM157 128V129H156ZM159 128V129H158ZM224 128V129H223ZM240 128V129H239ZM117 129V130H116ZM134 129V130H133ZM150 129V130H149ZM214 129V130H213ZM227 129V131H226ZM235 129V130H234ZM90 130V131H89ZM101 130V131H100ZM105 130V131H104ZM239 130V131H238ZM112 131V132H111ZM134 131V133H133ZM161 131V132H160ZM200 131V132H199ZM232 131V132H231ZM240 132V133H237V132ZM171 132V133H170ZM222 132V133H221ZM231 132V133H229ZM235 132V134H234ZM263 132V133H262ZM111 133V134H110ZM117 133V134H116ZM130 133V134H129ZM157 133V134H156ZM167 133V134H166ZM178 133V134H177ZM198 133V134H197ZM207 133V134H206ZM258 133V134H257ZM100 134V135H99ZM106 138H105V136ZM146 134V135H145ZM202 136H201V135ZM234 134V135H233ZM238 134H241V139ZM99 137H97V136ZM102 135V136H101ZM111 135V136H110ZM132 135V136H130ZM133 135H134V139L136 140L135 142L134 139H133ZM153 135V136H152ZM177 135V136H176ZM181 135V136H179ZM184 135V136H183ZM205 135V136H204ZM208 135V136H207ZM214 135V136H213ZM102 139H101V137ZM104 136V137H103ZM115 136V140L113 139ZM136 137H139V138H135ZM141 136H144V137H141ZM152 138H151V137ZM164 136V137H163ZM171 136V137H170ZM195 136V137H194ZM199 136V138H198ZM201 136V138H200ZM204 136V138H203ZM109 137V138H108ZM148 137V138H147ZM150 137V138H149ZM154 137V139H153ZM176 137V138H175ZM133 140H132V139ZM140 138H143L145 141L143 140H140ZM146 138V139H145ZM160 138V139H159ZM175 138V139H174ZM233 138V139H232ZM245 138V139H244ZM248 138H251V142H250V139ZM264 137L262 136L261 139H263ZM113 139V140H112ZM164 141H163V140ZM103 140V141H104ZM174 140V141H173ZM199 140V141H198ZM231 140V141H230ZM245 140V141H244ZM254 140V141H253ZM138 141H142V142H138ZM196 141V142H195ZM242 141V142H241ZM253 141V142H252ZM109 142V144H110ZM113 143V144H112ZM195 143V144H194ZM199 143V144H198ZM254 146L257 145V146H254V147H257L258 150L255 154V152H253L252 154H250V156L254 155L253 157L257 158V163L255 162H252L249 158L250 156L248 157L247 155H249V152L248 151L249 149V146L250 144ZM253 143V144H252ZM151 144V145H150ZM153 144V145H152ZM238 144V145H237ZM203 145V146H202ZM147 147V148H146ZM152 147V148H151ZM245 147V148H244ZM201 148V149H200ZM255 149V148H254ZM118 150V152H117ZM153 150V152H152ZM117 152V155L118 153L120 155L118 156H121V157H118L116 156V152ZM177 151V152H176ZM207 151V152H206ZM261 151V152H260ZM191 152V153H190ZM236 152V153H235ZM251 153V152H250ZM258 153V154H257ZM151 154V155H150ZM171 154V155H170ZM173 154V155H172ZM178 154V155H177ZM175 155V156H174ZM236 155V156H235ZM34 156H37V154L35 153ZM154 156V157H153ZM182 156V158H181ZM262 156V157H261ZM172 157V158H171ZM252 157V158H253ZM261 157V158H260ZM170 160H169V159ZM242 158V159H241ZM219 159V160H218ZM229 159V160H228ZM260 159V160H259ZM123 160V161H121ZM143 160V161H142ZM179 160V161H178ZM145 161V162H144ZM126 162V161H125ZM210 162V163H209ZM258 162H260V166L263 168V170L259 171L258 170ZM123 163V164H122ZM127 163V162H126ZM144 163V165H143ZM250 163V164H249ZM253 166H256L259 174L257 175H261L260 179H259V176L258 178H252L251 177H248L249 179L252 178V179H247V174L248 176L252 175V172L249 171L250 169L248 168L250 165ZM258 164V165H255V164ZM152 164V165H151ZM168 164V165H167ZM126 165V166H125ZM154 165V166H153ZM165 165V166H164ZM171 165V166H170ZM249 165V166H248ZM143 166V167H142ZM170 166V167H169ZM186 166V167H185ZM245 166V167H244ZM259 166V167H260ZM125 167V169L123 168ZM127 167V168H126ZM140 168V169H139ZM145 168V170H144ZM171 168V169H170ZM184 170H183V169ZM188 170H187V169ZM214 168V169H213ZM231 170H230V169ZM248 171H247V169ZM236 169V170H235ZM238 169V170H237ZM241 169V171H240ZM261 169V168H259ZM141 170V171H140ZM148 170V171H147ZM153 170V171H152ZM191 170V171H190ZM214 170V171H213ZM145 171V172H144ZM173 171V172H171ZM207 171V172H206ZM139 172V173H138ZM152 172V173H151ZM154 172V174H153ZM170 172V173H169ZM212 172V173H211ZM240 172H243V173H240ZM142 173V174H141ZM144 173V174H143ZM149 173V174H148ZM200 173V174H199ZM239 175H238V174ZM198 174V175H197ZM226 174V175H225ZM144 175V176H143ZM148 175V176H146ZM152 175V176H151ZM168 175V176H167ZM181 175V176H180ZM236 175V176H235ZM246 175V176H245ZM256 175V177H257ZM146 176V177H145ZM172 176V177H171ZM178 176V177H177ZM202 176V177H201ZM242 176H243V180L242 179ZM142 177V178H141ZM145 177V178H144ZM153 177V178H152ZM166 180H165V178ZM171 177V178H170ZM184 177V178H183ZM197 179H196V178ZM231 177V178H230ZM245 177V178H244ZM150 178V179H149ZM164 178V179H163ZM200 178L202 179V181H200ZM217 178V179H216ZM155 179V180H153ZM228 179V180H227ZM256 179V180H255ZM160 180V181H159ZM192 180V181H191ZM218 180V181H217ZM220 180V181H219ZM222 180V181H221ZM237 180V181H236ZM242 180L244 182H242ZM168 181V182H167ZM170 181V182H169ZM208 181V182H207ZM227 181V183H226ZM231 181V182H230ZM235 181V182H234ZM241 183H239V182ZM247 181V183H245ZM258 181V183H257ZM201 182V183H199ZM202 182L204 183V185L202 184ZM231 184H230V183ZM260 184L259 187L257 185L256 187V184ZM154 183V184H152ZM165 183V184H164ZM191 183V184H190ZM145 184V185H144ZM225 185L226 187V190H225V187H223L224 189H221L219 188L221 185ZM235 184V185H234ZM240 184V185H239ZM146 185H149V186H146ZM152 189H150L151 187ZM154 185V186H153ZM158 185V186H157ZM166 185V186H165ZM171 185V187H170ZM179 185V186H178ZM183 185V186H182ZM186 185V186H185ZM199 187H198V186ZM201 185V186H200ZM217 185V186H216ZM220 185V186H219ZM229 185V187H228ZM253 185V186H251ZM255 185V187H254ZM165 186V187H164ZM203 186V188H202ZM219 186V187H218ZM231 186V187H230ZM243 188H242V187ZM148 189H147V188ZM215 187V188H214ZM233 187V188H232ZM235 187V188H234ZM252 190H250L251 188ZM146 188V189H145ZM161 188H162V191H161ZM167 191L169 192L166 193V189ZM171 188V189H170ZM178 188V189H177ZM211 188L215 189L216 188H219L221 190H219V192L222 193L225 192L224 194H221L223 197L220 199V194L217 190L215 192H218L217 193H211L210 190ZM254 188V189H253ZM259 188V189H258ZM261 188V191H259ZM134 189V187H133ZM157 189V191H156ZM182 189V190H181ZM189 189V190H187ZM206 189V190H205ZM208 189H210L208 191ZM244 189V191H243ZM153 190V191H150ZM165 192H164V191ZM170 190V191H169ZM225 190V191H224ZM229 190V191H228ZM236 190H240L239 192H237ZM256 190V191H255ZM202 191L203 192H208L207 194H202ZM213 191V192H214ZM236 191V193H235ZM247 193H246V192ZM252 191V192H251ZM154 194H153V193ZM159 194V196L156 194ZM162 192V193H161ZM172 192V193H171ZM183 192V193H182ZM205 192V193H206ZM232 192V193H231ZM234 192V193H233ZM243 192V193H242ZM251 192V193H250ZM263 194H261V193ZM254 193V194H253ZM256 193V194H255ZM260 193V194H259ZM166 196H165V195ZM229 194V195H228ZM231 194V195H230ZM240 194V195H239ZM251 194V195H250ZM157 197H156V196ZM162 195V196H161ZM164 195V196H163ZM168 195V197H167ZM172 195V196H171ZM199 195H202L201 197ZM207 195V196H205ZM216 195V196H214ZM233 195V196H232ZM237 195V196H236ZM239 195V196H238ZM249 195V196H248ZM193 196V197H192ZM257 197L258 199L254 198V197ZM260 196V197H259ZM165 197V198H163ZM191 197V198H190ZM205 197V198H204ZM213 197V198H212ZM220 199H218V198ZM202 198V199H201ZM204 198V199H203ZM233 198V199H232ZM235 198V199H234ZM160 199V200H158ZM166 199V200H165ZM171 199V200H170ZM207 199V200H206ZM216 199V200H215ZM250 199V200H249ZM259 199H262L261 201H259ZM157 200L159 201V203L157 202ZM170 200V201H169ZM172 200H174L172 202ZM181 200V201H180ZM192 200V201H191ZM196 200V201H195ZM199 200V201H198ZM228 200V201H226ZM231 200V201H230ZM236 200V201H235ZM249 202H247V201ZM165 201V202H164ZM169 201V202H167ZM205 201V202H204ZM213 201V202H212ZM241 203H240V202ZM246 201V202H245ZM255 201H257L255 203ZM258 201H259V204L260 206H258ZM156 202V203H155ZM161 202H164L163 204ZM172 202V204H171ZM182 202V203H181ZM189 202V201H188ZM193 202L195 204H193ZM216 202V203H215ZM222 202H225V203H222ZM245 202V203H244ZM170 203V204H168ZM197 203L200 205H197ZM219 203V205H218ZM220 203L223 205L220 206ZM262 203V205H261ZM183 204V205H182ZM204 204V205H203ZM217 204V205H216ZM244 204V205H243ZM254 204V205H253ZM257 204V205H256ZM164 206V208H161L162 206ZM173 207H172V206ZM177 205V206H176ZM202 205V206H201ZM252 205V206H251ZM256 205V206H255ZM159 206V207H158ZM207 206V207H206ZM220 206V208H219ZM157 207V208H156ZM197 207V208H196ZM205 207V208H204ZM154 208V207H153ZM167 208V209H166ZM173 208V209H172ZM184 208V213L182 212ZM198 208H200V210H198ZM218 208V209H217ZM224 208V209H223ZM256 208V209H255ZM159 211L158 212V215L156 214L157 210ZM163 211L164 209V213L161 211ZM203 209V210H201ZM216 211H215V210ZM245 209V210H244ZM261 209V210H260ZM168 210V211H166ZM218 210V211H217ZM221 210V211H220ZM243 210V211H242ZM252 210V211H251ZM262 211V212H259V211ZM191 211V212H192ZM217 212V213H216ZM241 212V213H240ZM255 212V213H253ZM160 213V214H159ZM177 215H176V214ZM182 213V214H181ZM179 214V215H178ZM191 214V216H192ZM212 214V215H211ZM216 214L218 216H221V217H218L216 216ZM255 214V215H254ZM210 215V216H209ZM214 215V216H213ZM251 216V217H250ZM258 216V217H257ZM261 216V217H260ZM161 217L158 216L159 219H161ZM212 217V218H210ZM216 217V218H215ZM228 219H227V218ZM230 217V218H229ZM209 218V219H208ZM254 220H253V219ZM262 218V219H261ZM219 219V221H217ZM225 219V220H224ZM234 219V220H232ZM210 220V221H209ZM221 220V221H220ZM253 220V221H252ZM233 221V222H232ZM261 221V222H260ZM226 222V223H225ZM257 222V224H256ZM252 224V225H251ZM254 224V225H253ZM211 225V226H212ZM232 227H231V226ZM245 225V226H244ZM257 225H258V228H257ZM230 226V227H229ZM260 226V228H259ZM246 228V229H245ZM255 228V229H254ZM195 228H193L191 231V237L194 236L195 234H193L195 231H194ZM210 229L213 231V227H210ZM208 229V230H210ZM211 230L208 231L207 233H211ZM235 231V232H234ZM258 232V233H257ZM230 233H233V234H230ZM235 233V234H234ZM239 233V234H237ZM222 234V235H221ZM210 235V234H209ZM225 237H224V236ZM239 235V236H238ZM248 235V236H247ZM223 237V238H222ZM263 237V238H262ZM166 238V237H165ZM194 237H192L193 239ZM240 238V239H239ZM168 239V237L166 238ZM263 239V240H262ZM259 240V241H258ZM166 241V240H165ZM168 241V240H167ZM166 241V243H167ZM228 241V242H227ZM239 242V243H238ZM262 242V243H260ZM234 243V244H233ZM258 247H257V245ZM238 245V246H237ZM253 245V246H252ZM168 246V245H167ZM251 248H250V247ZM261 247V248H260ZM168 248V247H167ZM246 248V249H245ZM227 249V250H225ZM253 249V250H252ZM252 251V252H251ZM257 251V252H255ZM230 255H229V254ZM255 255H254V254ZM253 257H252V255ZM259 254H262V258ZM259 255V256H258ZM255 256V257H254ZM223 257V258H222ZM250 258V259H249ZM252 258V259H251ZM256 258V260H255ZM11 259V258H10ZM249 259V260H248ZM260 259V260H259ZM255 260V262H254ZM259 260V261H258ZM238 261V262H237ZM252 261V262H251ZM257 261V262H256ZM214 262V263H212ZM262 262V263H261ZM23 264L17 257H12V260L8 261V264Z\"/></svg>",
    "mask_w": 264,
    "mask_h": 264
}]
</instances>
